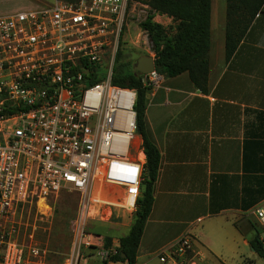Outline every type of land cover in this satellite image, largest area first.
<instances>
[{
    "label": "built area",
    "instance_id": "2783aa9c",
    "mask_svg": "<svg viewBox=\"0 0 264 264\" xmlns=\"http://www.w3.org/2000/svg\"><path fill=\"white\" fill-rule=\"evenodd\" d=\"M146 9L132 0H53L0 14V264H79L95 249L99 264H146L111 258L116 246L102 251L101 237L85 228L102 205L116 204L102 197L113 195L104 186L123 188L124 209L138 196L135 92L111 84L110 76L127 20H143ZM139 74L145 85H158L155 69ZM60 191L77 202L69 246L54 261L31 234L16 238L11 211L25 204L48 211V196ZM251 215L264 246V198ZM156 259L198 264L199 253L185 233Z\"/></svg>",
    "mask_w": 264,
    "mask_h": 264
},
{
    "label": "crops",
    "instance_id": "0c3cea01",
    "mask_svg": "<svg viewBox=\"0 0 264 264\" xmlns=\"http://www.w3.org/2000/svg\"><path fill=\"white\" fill-rule=\"evenodd\" d=\"M224 7L210 0L205 92L182 71L159 74L147 87L144 124L158 151L152 202L136 246L137 263L159 264L156 254L189 234L201 264H229L247 244V214L264 198V3L227 61L223 57ZM152 19L168 26L164 14ZM141 145L134 135L133 149ZM141 163L144 155L140 148ZM101 216L128 230L132 209L120 206L123 188L104 186ZM124 219L126 220L124 222ZM125 232V233H126ZM123 233L122 235H124ZM116 244V242L114 243Z\"/></svg>",
    "mask_w": 264,
    "mask_h": 264
},
{
    "label": "trees",
    "instance_id": "16d2710c",
    "mask_svg": "<svg viewBox=\"0 0 264 264\" xmlns=\"http://www.w3.org/2000/svg\"><path fill=\"white\" fill-rule=\"evenodd\" d=\"M223 57L227 61L254 16L262 11L264 0H224ZM148 7L145 18L138 26L145 32L152 53L154 69L161 75L173 76L186 71L194 87L205 92L209 46V10L210 0H144ZM154 14H164L171 18L173 32L153 21ZM170 27V28H171ZM111 68L110 82L113 85L134 90L133 102L135 133L141 138V150L144 155L142 172L138 185V196L132 209V221L127 232L117 240L113 259L135 260L136 246L142 231L144 220L152 202V185L158 166V151L147 138L144 124L145 90L148 87L141 80V74L134 75L129 61L115 62ZM99 81V77L89 80ZM248 246L259 257L264 258V246L254 234L247 241ZM103 247H110L109 237H103Z\"/></svg>",
    "mask_w": 264,
    "mask_h": 264
},
{
    "label": "rangeland",
    "instance_id": "374dc122",
    "mask_svg": "<svg viewBox=\"0 0 264 264\" xmlns=\"http://www.w3.org/2000/svg\"><path fill=\"white\" fill-rule=\"evenodd\" d=\"M53 0H0V14L23 10L27 8L43 7L50 5ZM133 2L142 3L144 0H132ZM217 4L224 7V0H214ZM140 8L134 6V11ZM149 10L146 9V12ZM134 14V13H133ZM141 19H136L133 15L127 20V27L119 40L115 62H132L137 56L146 54L152 56L150 51V42L144 31L140 29L138 23ZM154 21V20H153ZM168 32H173L171 23L168 25ZM167 27V26H165ZM171 27V28H170ZM139 152V150L137 151ZM49 210L43 209V213L38 211L34 205L25 204L22 208H14L11 211V217L15 222V236L21 241L27 234L35 241L52 252V259L58 261L62 259L70 242L69 224L76 210V196L72 193L58 192L55 195L48 196ZM246 222L248 224L247 234L252 237L257 231L258 226L252 215L247 214ZM118 219L111 216L107 221L90 220L85 223L86 231L99 235L103 242V237H109L110 246L115 247L117 240L126 229L116 227L113 222ZM126 220L124 219V222ZM116 242V244H114ZM238 252L234 257L228 260L229 264H264V258L256 255L248 246V243L241 245L237 243L234 246ZM107 248L102 246L101 250ZM89 258L83 259L79 264H99L101 258L95 253ZM201 264V263H198Z\"/></svg>",
    "mask_w": 264,
    "mask_h": 264
},
{
    "label": "water",
    "instance_id": "95a60500",
    "mask_svg": "<svg viewBox=\"0 0 264 264\" xmlns=\"http://www.w3.org/2000/svg\"><path fill=\"white\" fill-rule=\"evenodd\" d=\"M130 68L134 75L152 71L154 69L153 58L150 55L141 54L130 63ZM250 249L252 250L251 247ZM120 257L123 258V254H120Z\"/></svg>",
    "mask_w": 264,
    "mask_h": 264
}]
</instances>
